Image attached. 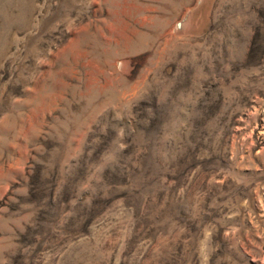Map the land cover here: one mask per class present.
<instances>
[{
  "label": "rangeland",
  "instance_id": "rangeland-1",
  "mask_svg": "<svg viewBox=\"0 0 264 264\" xmlns=\"http://www.w3.org/2000/svg\"><path fill=\"white\" fill-rule=\"evenodd\" d=\"M0 264H264V0H0Z\"/></svg>",
  "mask_w": 264,
  "mask_h": 264
}]
</instances>
